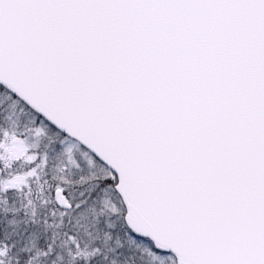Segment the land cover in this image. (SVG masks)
Listing matches in <instances>:
<instances>
[{
	"label": "snow or ice",
	"instance_id": "obj_1",
	"mask_svg": "<svg viewBox=\"0 0 264 264\" xmlns=\"http://www.w3.org/2000/svg\"><path fill=\"white\" fill-rule=\"evenodd\" d=\"M0 264H264V0H0Z\"/></svg>",
	"mask_w": 264,
	"mask_h": 264
}]
</instances>
